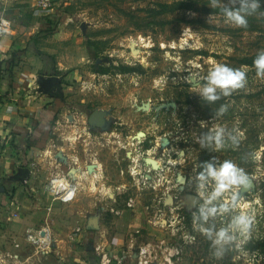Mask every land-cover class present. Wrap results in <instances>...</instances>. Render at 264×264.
I'll return each mask as SVG.
<instances>
[{
    "label": "rangeland",
    "instance_id": "1",
    "mask_svg": "<svg viewBox=\"0 0 264 264\" xmlns=\"http://www.w3.org/2000/svg\"><path fill=\"white\" fill-rule=\"evenodd\" d=\"M30 1V4L35 2ZM49 1L52 8L35 7L40 16L35 21L57 25L63 35L55 41L51 35H44L38 46L42 72L57 70L62 77L58 97L53 100L62 98L63 103L54 108L57 116L50 126L54 135L49 143L53 146L52 151L64 148L70 157H75L79 167L86 163H93L95 167L90 172L86 167L88 181H83L84 174H78L80 179L76 182L81 185L74 198L54 201L49 186L61 166L56 155L53 159L39 158L35 162L36 174L32 181L17 184L14 194L8 196L7 204L2 205L0 201V247L12 246L23 231L21 226H15L13 219L22 220L25 214L35 215V218H26L30 220L29 224L36 228L49 227L53 240L50 255L44 260L42 255L35 256L37 262L101 264V258L89 250L92 240L84 245L73 241L74 232L78 228L82 231L87 228L90 217L96 215L101 217L102 229L95 232V237L101 230L124 235L120 246L125 252H133L129 256H136L141 248L149 247L152 252V257L147 258L149 264H264L262 249H255L264 242V78L257 76L254 67L241 62L264 50V0H261V8L247 17L246 27L226 23L223 14L208 13L213 8L211 0ZM179 1L190 3L193 10L162 15L153 11L161 10V5ZM223 2L228 4L229 0ZM253 27L257 32L250 31ZM30 50L38 53L32 46ZM216 63L232 68L246 66L247 83L227 97L221 95L214 103L219 108L226 105L227 111L213 117L209 115L216 112L214 107L210 108L197 92L198 86L204 83L203 77ZM122 67L137 71L123 73ZM190 100L195 103L192 113L202 116L193 119L207 122L210 118L216 119V126L234 131L239 143L235 146L228 143L219 151H215L214 146L201 147L199 138L209 130L201 127L195 136V145H191L196 149H191L193 161H189L193 167L189 172L191 191L196 194L194 207L186 212V201L183 200L173 206H162V212L158 213L155 183L142 178L135 180L127 173L128 165L134 167L135 164L121 161L124 141L99 131L93 136L98 139L92 140L87 117L77 108L87 105L92 111H112L111 122L125 124L123 127L114 124V133H117L116 128H126V135L145 136L146 148L139 154L140 165L144 158H158L157 153L164 146L162 139L172 137L171 133L176 132L175 146L167 149L166 159L161 158L170 160L169 167L174 174L188 175L184 168L185 155L189 156V153L184 147L187 127L183 106L180 105L177 115L164 111L159 118L145 107L171 101L183 104ZM202 152L208 153L209 159L217 157L220 161H233L256 183V189L245 197L239 198L240 186L226 191L221 197L220 202L235 203V211L249 213L254 222L250 232L246 236L237 235L233 245L219 258L214 255L211 241L200 231L199 222L194 220L197 205L203 199L198 195L194 179L195 165ZM74 166L70 163L67 169ZM160 179L165 183L162 177ZM175 190L165 193L181 194L183 189ZM211 190L209 187L208 191ZM131 200H134V206L128 207ZM50 207L53 213L46 223V209ZM183 211L191 213V225ZM79 212L83 217L78 218ZM229 220L230 215H218L210 218L208 223L219 229ZM23 246L26 247L23 257L32 256L33 249Z\"/></svg>",
    "mask_w": 264,
    "mask_h": 264
},
{
    "label": "crops",
    "instance_id": "2",
    "mask_svg": "<svg viewBox=\"0 0 264 264\" xmlns=\"http://www.w3.org/2000/svg\"><path fill=\"white\" fill-rule=\"evenodd\" d=\"M38 1L35 0L34 4H30V0H0V19L4 17L10 20L6 36L0 38V184L4 188V192L0 193L2 205L7 204L8 196L14 194L13 191L15 186H18L17 184L21 185L32 181L36 174L35 162L39 158L50 157L53 159L58 151H62L68 158V165L74 163V168L78 169L74 181H79V173L85 175L83 181L89 180V176L86 175V167L90 165L89 163L79 167L77 160L74 161L75 157H70L64 148L58 147L56 151H52L53 146L49 143L53 140L52 135H54L51 132L52 129H48L54 122V114H57L54 108L61 105L58 100L55 102L53 100L58 97V93L52 95L40 91L38 79L40 76H56L62 81V77L56 75L54 71L42 72V62L39 56L30 50L31 46L36 49V46L40 45V38L45 35L41 34L42 24L35 21L36 17H40L35 10V7H39ZM51 36L54 41L59 40L63 37L62 31L57 30ZM34 38H37V45L33 41ZM45 129H48L47 137L49 136L46 141L44 140L46 134L43 133ZM68 165L60 164V172L57 175L62 176L66 172L68 173L72 169H67ZM26 169L29 170V173L27 175L23 173L24 177H22L21 174ZM77 184L79 191L81 182H77ZM52 213V207L46 209V223ZM78 214V218L83 217L81 212ZM94 217L96 215L90 218ZM26 218H35V215L25 214L22 220L13 219L16 222L15 226H21L23 231L19 238L13 237L16 239L12 246L0 247V264H41V262H37L35 256L23 257L25 247L23 245H27L25 230L29 227L42 228L48 233L51 242H53L52 235L49 227L36 228L34 225H30V220L27 221ZM98 218L101 217L98 216ZM100 228L102 229V224L99 223V230ZM82 232L84 235L82 244L92 240V243H89V250L100 258L101 252H104L119 259L113 264H136V257L131 256L133 252H125L120 246L123 243L121 241L124 239V235L101 230L95 237V232L88 231L86 227ZM16 244H20V248H16ZM11 254L18 255L19 259L12 260L9 257ZM44 258L46 259L47 256H43L42 259L44 260Z\"/></svg>",
    "mask_w": 264,
    "mask_h": 264
},
{
    "label": "clouds",
    "instance_id": "3",
    "mask_svg": "<svg viewBox=\"0 0 264 264\" xmlns=\"http://www.w3.org/2000/svg\"><path fill=\"white\" fill-rule=\"evenodd\" d=\"M212 7H220L224 20L237 27H246L247 17L256 13L261 8V0H229L225 4L223 0H211ZM256 74L264 78V50H260L253 60ZM204 83L198 86L197 94L208 104H212L221 98L227 97L235 90L243 88L247 83V67L232 68L226 64L216 63L209 68L203 77ZM227 111V106L222 105L215 113L221 116ZM201 147L214 146L215 151L224 148L228 143L235 146L239 143L234 131L224 127L214 126L199 138ZM195 171L198 195L202 202L197 205L194 220L199 222L200 231L211 241L216 257H222L225 251L233 245L237 235L246 236L254 222V218L247 212H236V204L220 202L223 194L235 186H248L249 178L244 170L233 161L218 160L211 157L199 164ZM209 187L212 190L209 192ZM205 193H208L205 195ZM230 215L226 226L219 229L214 224H209L210 218Z\"/></svg>",
    "mask_w": 264,
    "mask_h": 264
},
{
    "label": "flooded vegetation",
    "instance_id": "4",
    "mask_svg": "<svg viewBox=\"0 0 264 264\" xmlns=\"http://www.w3.org/2000/svg\"><path fill=\"white\" fill-rule=\"evenodd\" d=\"M58 101H59L60 105H62L63 99L61 98ZM165 103L168 105V107L166 109H162L161 111H158L157 108L160 107L161 105L165 104ZM165 103H163L159 106H150V109L148 111L149 112H152V111L155 112V117L159 118L161 116V113L164 111H168V112L172 113V115H177L178 112L180 111V105L183 106V108H184L183 113L186 116L185 117V125L187 127L185 130V134H186L187 139L184 137V140H185L184 147L188 150L187 152L189 153V156L187 154L185 155L187 160H185V162H184L185 163L184 168L186 169V172L188 173V175L174 174V171L172 170V168L169 167V165H171L170 160L167 162V160L165 161L164 159L161 158L163 156L166 159L167 158V155H166L167 149L171 146L172 147L175 146L176 140L178 138V136H176V132L171 133L172 137L170 136L169 138L162 139V141H163L162 144L164 146H162V147L160 146L161 147L160 152L157 153L158 158L157 157H153V158L147 157V158H152L153 160H155L157 162L159 169H154L152 167V165L147 164V162H146L147 158H144L143 163L141 165L139 164L140 159H141L139 154L141 153V151L143 149L146 148V145L144 143H145V141H147V138H145V136L139 138L138 136L133 137L132 135L131 136L126 135V133H125L126 128H120V129L116 128L115 132H117V133L120 132V134L114 133V131H112V126L114 124H117L120 127H123L125 124H120L118 122H111V117L114 116V113L112 111H106V110H100L99 109V111H104V112L108 113L106 116H104V120H105V122H107V125H104V126L101 125L102 123L100 122V119H98V118H96V121L93 124V126L90 123L91 117L98 110L92 111L89 108V106L80 105V106H78L77 111L80 110L81 113L87 117V125H88L89 135L91 136L90 138L92 140H94L93 138L98 139V137H93V136H97L94 134H96L97 131H99V133H101V134H104V135L107 134L110 138H112V137L117 138L118 137L119 139L124 141V143L122 145V150H123L124 154L120 155L121 161L122 162H129L130 164H135L134 167H132L131 165H128L129 170H127V173L130 174L131 177H134L135 180H140L142 178L146 182L155 183V185H156V186H154V189L156 191V200L155 201L159 205L158 206V213L162 212V208H161L162 206L168 207V206H170V204L173 206V205L178 204L179 202H181L183 200L186 201V207H185L186 210L185 211L189 212L191 210V208L194 207V203H192L190 196L194 197L193 201L196 200V194L191 191L192 180H191L190 173H189V172H191V170H193V167L191 166L192 164H191V162H189L191 160V155H192L191 149H193V150H196V149L194 147H192L191 145L192 144L195 145L194 139H195V136L198 135L197 132L201 129V127H203V128L206 127V129H210V128L216 126L217 120L213 119V118H210L208 120V122L198 120L197 118L199 116H200V118H202V116L199 115L197 117V116H195L194 113H192L194 108H195V103H193L191 100L187 101L183 104H179L177 101H171V102H165ZM208 105L210 108L214 107V110L216 112L219 109L218 104L212 103V104H208ZM215 113L211 112L209 116L217 117L215 115ZM193 117H197V118L193 119ZM109 118H110V120H109ZM108 123H109V125H108ZM203 123H208V124H206V126H205V124H203ZM142 144H144V146H141ZM147 145H149V147L151 146V144H147ZM176 146L180 148V146H178V145H176ZM146 151H148V148L146 149ZM146 154H148V153H145V155ZM209 157L210 156L206 152H202L200 154V156L198 158L197 165H195V167H197V170H198L199 164L208 160ZM79 160L80 159H78V162H79ZM191 161H193V160H191ZM164 163H167V165H164ZM138 168H140V170ZM122 173L125 175L124 171H122ZM136 177H138V178H136ZM160 177L163 178L165 183L161 182ZM180 178H183L184 180L181 181ZM160 182H161V184H160ZM125 186H127V184H125ZM175 188H176L175 191H177L178 188L179 189L182 188L183 190L181 191V194L175 193V194L169 195L168 193L167 194L165 193L166 190L173 192ZM255 189H256V183H255V188L250 189L246 194L248 195L251 191H254ZM163 195H165V196L163 197ZM247 195H243V196H241V198L245 197ZM132 201L134 204V200H132ZM185 211H183V213H185ZM186 215L188 216V218H186V220L190 219L191 222L189 223L188 220H187V222L189 225H191L193 222L192 221L193 217L191 216V213H187Z\"/></svg>",
    "mask_w": 264,
    "mask_h": 264
},
{
    "label": "built area",
    "instance_id": "5",
    "mask_svg": "<svg viewBox=\"0 0 264 264\" xmlns=\"http://www.w3.org/2000/svg\"><path fill=\"white\" fill-rule=\"evenodd\" d=\"M49 2H50L49 0H39L38 5H41L44 9L49 7L52 8V4ZM9 24H10V20L8 18L3 17L0 19V38L6 36L7 30L9 28ZM49 191L53 194L54 201L65 202L76 196L78 191V184L69 176V174H63L62 176L57 175L51 180ZM133 206L134 204L133 201L131 200V203L128 204V207H133ZM43 232L46 233L45 235L46 237L42 236ZM73 241L77 245L82 244V242L84 241V235L82 229L78 228L74 232ZM25 242L30 248L33 249L34 253L31 257L37 255L47 256L52 252V242L48 236V233L42 228L41 229H34L31 227L27 228L25 230ZM16 248H20V244H16ZM148 256L152 257V252L150 248L149 247L141 248L139 254L135 256L136 264H149V261L147 260ZM9 257H11L12 260L19 259V256L16 254H11ZM113 260L118 261L119 259L116 257L113 258V256L109 253L101 252V264H113Z\"/></svg>",
    "mask_w": 264,
    "mask_h": 264
},
{
    "label": "water",
    "instance_id": "6",
    "mask_svg": "<svg viewBox=\"0 0 264 264\" xmlns=\"http://www.w3.org/2000/svg\"><path fill=\"white\" fill-rule=\"evenodd\" d=\"M38 84L40 86V91L45 93V94H52V95H55L57 94L60 89H61V80L56 77V76H40L39 79H38ZM168 107V105L165 103L163 105H161L160 107L157 108L158 111H161L162 109H166ZM150 109V105H147L145 107V110H149ZM108 113L107 112H104V111H96L94 113V115L91 117L90 119V123L91 125L93 126V124L95 123L96 121V118L100 119V122L102 123L101 125L104 126V125H107V122H105L104 120V116H106ZM143 135V134H141ZM56 159L57 161L60 163V164H63V165H68V158L64 155V153L62 151H59L57 154H56ZM146 162L147 164L149 165H152V167L154 169H159V166L157 164V162L155 160H153L152 158H147L146 159ZM95 165L93 164H90L88 165L87 167V170L90 172L92 168H94ZM23 173H25V175H27L29 173V170H23L22 172V177L23 176ZM78 173V169L76 168H72L69 170L68 174L69 176L74 180L76 179V174ZM17 180H20L18 178H15ZM181 181H183L184 179L183 178H180ZM241 188V191H240V195H239V198H241V196L245 195L250 189H254L255 188V183L252 179H249V182H248V186L247 187H244V186H240ZM4 192V188L2 187V185L0 184V193ZM190 199L192 201V203H194V197L193 196H190ZM87 230L88 231H93V232H96L99 230V218L96 216L94 218H91L89 220V224L87 226ZM42 236H45V232L42 233Z\"/></svg>",
    "mask_w": 264,
    "mask_h": 264
},
{
    "label": "trees",
    "instance_id": "7",
    "mask_svg": "<svg viewBox=\"0 0 264 264\" xmlns=\"http://www.w3.org/2000/svg\"><path fill=\"white\" fill-rule=\"evenodd\" d=\"M193 5H191L190 3H186L184 1H179V2H175L174 4H165V5H161V10H153L154 12L156 13H159L160 15H162L163 13H166V12H174V11H180V10H193ZM208 13H212V14H222V11H221V8L220 7H213L211 9H209ZM67 15V14H66ZM65 16V15H64ZM63 16V17H64ZM66 17V16H65ZM60 22V21H59ZM58 22V24H59ZM42 32L41 34H45V35H52L54 34L56 31H57V25H53V24H47V25H43L42 24ZM250 31H253V32H257V28L256 27H253L250 29ZM35 42V44L37 45V38H34L33 40ZM36 51L38 52L37 55L39 56L40 55V51H39V48L36 46ZM257 55V54H256ZM256 55H254L253 57L251 58H246L244 60H242V64L243 65H246V66H251V67H254L253 65V60L254 58L256 57ZM255 68V67H254ZM121 71L123 73H132V72H136L137 69L135 68H130V67H122L121 68ZM106 70H103L102 73L106 74ZM56 75H60L59 72L56 70ZM56 116L57 114H54V119L53 121H55L56 119ZM49 127V126H48ZM50 129V128H48ZM48 129H45V131H43L44 134H46V138H44V140L46 141L48 139L47 137V134H48ZM50 133V132H49ZM189 223L191 222V220L189 219L188 221ZM256 250H260L262 249V253L264 254V242L263 243H260L258 246L255 247Z\"/></svg>",
    "mask_w": 264,
    "mask_h": 264
},
{
    "label": "bare ground",
    "instance_id": "8",
    "mask_svg": "<svg viewBox=\"0 0 264 264\" xmlns=\"http://www.w3.org/2000/svg\"><path fill=\"white\" fill-rule=\"evenodd\" d=\"M98 177V176H97Z\"/></svg>",
    "mask_w": 264,
    "mask_h": 264
}]
</instances>
